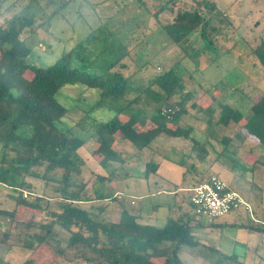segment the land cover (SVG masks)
Here are the masks:
<instances>
[{
  "label": "rangeland",
  "instance_id": "rangeland-1",
  "mask_svg": "<svg viewBox=\"0 0 264 264\" xmlns=\"http://www.w3.org/2000/svg\"><path fill=\"white\" fill-rule=\"evenodd\" d=\"M166 1L0 0V25L7 30L13 23L10 19L15 16L34 18L35 26L39 24L36 32L32 34L27 28L20 37L32 49L29 61L41 66L52 64L61 54L77 47L86 59L79 61L80 56L74 64L83 68L88 67L90 62V67L100 70L115 56L134 50L136 63L130 68H137V72L131 84L137 90L127 95L128 99H132L184 55L182 49L170 42L161 29L163 23L172 20L177 9L174 7L171 11L169 6L158 18L154 14L158 6ZM184 1L193 3L197 0H179L181 3ZM209 1H214L221 13L213 20L223 30L222 41L230 47L229 51L221 53L215 62L211 61L216 58L214 50H208L199 58L197 54L181 60L183 92L190 91L192 94L183 103L185 112L181 117L173 122L170 119L163 122V126L171 128L177 125L191 127L195 137L204 143V159L200 158L198 149L192 148L193 142L185 138L163 135L155 139L150 147L138 149L118 136L115 148L122 160L105 168L96 152L98 135L94 130L98 122L115 114L117 108L127 101L120 100L112 110L108 107V100L103 106L92 108L100 99L99 91L81 83L65 84L57 93V98L70 109L64 122L84 140L79 150L85 161L82 178L91 197L82 205L98 211L109 202L94 200L92 188L96 175L114 172L119 178L107 182L106 188L113 195H121L127 209L136 214L137 220L164 226L185 212L191 213L189 190L202 178L216 173L251 203L255 219L245 210H240L220 219L236 223V226L224 229L192 227L199 244L183 251V260L188 264H264V247H260L264 234L240 225L254 222L264 226V147L250 140L252 137L246 131H231L235 128L244 130L242 123L231 128L215 123L220 103H227L247 114L251 106L247 94L256 96L264 90L262 67L252 58L253 47L264 36V0ZM131 69L124 71L125 75H129ZM25 76L29 78L30 74ZM182 86L178 87V94ZM153 89L157 86L153 85ZM141 95L132 107L143 112L133 115L132 109L126 107L119 119L144 120L143 124L137 123V128L145 130L156 125L157 101ZM180 98L174 96L172 101L177 102ZM209 118L213 119L211 123H208ZM17 144H11L7 160L14 157ZM147 161L159 163L157 173L144 175ZM8 166V163L3 164V167ZM27 180L31 184V191H26L28 194H55L53 182L46 185L43 179L34 177H27ZM7 193L0 187V207L12 205ZM115 207V202H109V208L103 215L117 217V212L109 213L110 209L115 211ZM51 209L55 211L56 205L52 204ZM20 211L23 216L29 213L27 209ZM55 230L66 245L70 233L59 226ZM17 239H10L12 254L6 249L8 247L0 246V258L19 264L31 255L37 264H49L56 257L46 246L37 247L31 254ZM68 254L69 259L75 257V252Z\"/></svg>",
  "mask_w": 264,
  "mask_h": 264
},
{
  "label": "trees",
  "instance_id": "trees-1",
  "mask_svg": "<svg viewBox=\"0 0 264 264\" xmlns=\"http://www.w3.org/2000/svg\"><path fill=\"white\" fill-rule=\"evenodd\" d=\"M169 6L171 11L174 7L177 9L176 14L172 20L163 23L161 29L170 42L182 49V59L193 58L197 54L199 58L208 50H214L216 58L211 61L215 62L221 53L229 51L230 47L222 41L223 30L214 24L213 17L221 14L214 1L181 3L179 0H167L158 6L155 16L160 17ZM10 20L13 23L7 30L0 25V187L8 192L7 196L13 203L10 207H0L1 247L6 246L10 250L9 242L14 237L31 254L37 247L46 246L56 256L49 264H188L182 258L183 251L199 244L192 227L224 229L237 225L221 220L205 222L196 218L192 211L183 213L164 226L143 223L137 220L136 214L129 212L121 195H113L106 188L107 182L119 178L114 172L96 175L92 193L94 200L115 202L117 208L115 211L110 209L109 213L117 212V217L103 215L109 208V202L98 211L82 205L91 197L82 178L85 161L79 150L84 140L64 122L70 109L58 100L59 90L68 83H81L98 90L100 99L92 106L95 109L107 100L111 110L120 100L127 101L117 108L115 114L98 122L94 130L98 135L96 152L105 168L122 160L115 148L118 136L138 149L150 147L155 139L163 135L185 138L193 142L192 148L198 149L200 158L204 159V143L195 137L191 127L163 126L165 119L173 122L184 114L183 103L192 94L190 91L183 92L182 59L167 71L159 73L138 95L128 99L127 95L137 90L131 84L137 72V68H130L136 63L134 50L115 56L100 70L90 67V62L88 67L83 68L74 64L80 56L79 61L86 59L77 47L61 54L52 64L41 66L29 61L32 49L20 37L27 28L34 34L39 24L35 26V19L26 16H15ZM252 58L259 62L264 73V36L253 47ZM129 69L131 73L125 75L124 71ZM26 73L30 74L29 78ZM153 85L157 89H153ZM181 86L178 94V87ZM141 94L157 101L156 125L145 130L137 128V123L143 124L144 120L119 119L126 107L132 109L133 115L143 112L132 107L140 100ZM174 96L181 98L174 102ZM247 96L251 101L247 114L227 103H220L215 123L225 128L242 123L252 137L250 140L264 147V90L256 96ZM164 108L173 109L169 117L162 114ZM212 121L209 118L208 123ZM13 142L18 143L14 147L15 155L7 160ZM6 163L9 166L3 167ZM182 164L186 163L183 161ZM158 170V162L147 161L144 175L157 173ZM27 177L43 179L46 185L53 182L55 194H28L31 184ZM52 204L56 205L55 211L51 209ZM20 209H27L28 215L23 216ZM240 225L264 234V226L254 222ZM56 226L70 233L66 245L55 230ZM260 245L264 247V242ZM67 252H75V257L69 259ZM0 264L17 263L0 258ZM19 264L37 263L30 255Z\"/></svg>",
  "mask_w": 264,
  "mask_h": 264
},
{
  "label": "built area",
  "instance_id": "built-area-1",
  "mask_svg": "<svg viewBox=\"0 0 264 264\" xmlns=\"http://www.w3.org/2000/svg\"><path fill=\"white\" fill-rule=\"evenodd\" d=\"M172 108L162 114L169 117ZM188 202L196 218L214 222L232 212L245 210L253 217L254 209L237 191L233 190L218 174L213 173L189 190Z\"/></svg>",
  "mask_w": 264,
  "mask_h": 264
},
{
  "label": "crops",
  "instance_id": "crops-1",
  "mask_svg": "<svg viewBox=\"0 0 264 264\" xmlns=\"http://www.w3.org/2000/svg\"><path fill=\"white\" fill-rule=\"evenodd\" d=\"M238 125V124H237ZM185 128H189V127H185ZM231 131H245V129L244 130H242V129H236L235 128V130L234 129H232ZM12 251H13V249L11 248L10 250H9V252H11V254H12ZM2 259V258H1ZM21 263V262H20ZM18 264V263H17Z\"/></svg>",
  "mask_w": 264,
  "mask_h": 264
}]
</instances>
